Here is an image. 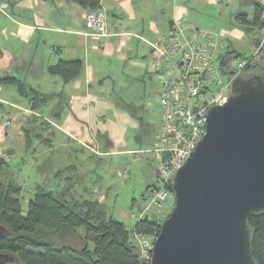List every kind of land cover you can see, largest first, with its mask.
Segmentation results:
<instances>
[{"label":"crops","instance_id":"crops-1","mask_svg":"<svg viewBox=\"0 0 264 264\" xmlns=\"http://www.w3.org/2000/svg\"><path fill=\"white\" fill-rule=\"evenodd\" d=\"M257 3L264 7V0H102L108 34L97 36L86 21L88 9L78 2L0 0V76H15L47 96L34 108L15 85L0 84V157L7 164L22 158L25 165L26 155L40 162L43 153L44 162L53 164L57 149L65 152L63 146L73 145L83 152V170H91L94 165L112 168L126 155L138 161L152 153L163 116L159 111V122L151 123L148 96L133 99L130 93L132 74L145 80L154 74L160 81L152 42L184 18L190 32L216 35L220 53L232 46L250 56L251 46L264 42V29L242 23L239 15L251 21ZM211 19L221 24L220 30L210 26ZM61 58L82 60L74 79L49 73L48 67ZM103 195L96 196L102 203ZM140 210L136 222L148 215L147 205ZM135 224L126 226L133 231Z\"/></svg>","mask_w":264,"mask_h":264},{"label":"water","instance_id":"water-1","mask_svg":"<svg viewBox=\"0 0 264 264\" xmlns=\"http://www.w3.org/2000/svg\"><path fill=\"white\" fill-rule=\"evenodd\" d=\"M174 206L142 264H258L251 215L264 210V77L237 76L176 171ZM8 227L0 223V237ZM16 257L0 253V264Z\"/></svg>","mask_w":264,"mask_h":264},{"label":"trees","instance_id":"trees-1","mask_svg":"<svg viewBox=\"0 0 264 264\" xmlns=\"http://www.w3.org/2000/svg\"><path fill=\"white\" fill-rule=\"evenodd\" d=\"M69 1L78 2L88 12L100 8L102 3V0ZM263 15L264 7L257 3L251 21L245 13L239 17L244 24L264 29ZM260 42L258 40L259 45ZM261 46L264 50V42ZM241 57L251 58V55H244L232 46L225 47L219 54L223 72L229 77L233 76L234 72L228 71L226 66L232 58ZM82 67L80 59L61 58L50 65L48 71L70 81L80 73ZM257 68L256 72L264 77V67L256 61L248 64L238 76L248 78L251 76L250 71ZM0 84L15 85L20 94L30 97L34 108L47 97L15 76H0ZM7 167L6 160L0 157V223L8 227V233L0 237V253H10L22 264H142L144 259L140 256L138 246L131 240L132 232L157 236L161 230L163 220L145 215L136 222L132 231L125 222L108 215L100 200L68 199L65 191L56 193L48 189L47 185L39 183L34 188L25 212L22 186L13 181L1 180ZM172 183L173 180L167 187L173 195ZM155 185H150L147 192ZM248 224L252 231L253 256L258 264H264V210L251 215Z\"/></svg>","mask_w":264,"mask_h":264},{"label":"built area","instance_id":"built-area-1","mask_svg":"<svg viewBox=\"0 0 264 264\" xmlns=\"http://www.w3.org/2000/svg\"><path fill=\"white\" fill-rule=\"evenodd\" d=\"M85 18L95 35L108 34L101 8L87 12ZM261 45L251 58H232L226 66L234 72L229 77L221 69L222 44L217 36L201 30L190 32L184 18L176 19L167 33L152 42L154 66L161 82L163 124L151 149L160 162L158 185L148 190L151 204L168 207L171 192L167 184L203 138L209 109L228 100L234 78L255 61ZM143 237L140 256L150 259L156 236Z\"/></svg>","mask_w":264,"mask_h":264},{"label":"rangeland","instance_id":"rangeland-1","mask_svg":"<svg viewBox=\"0 0 264 264\" xmlns=\"http://www.w3.org/2000/svg\"><path fill=\"white\" fill-rule=\"evenodd\" d=\"M210 23V26L215 27V30L221 29L219 22L211 19ZM263 32L262 30L261 35L264 34ZM249 34V36H253L254 38L257 37L256 34L255 36L254 34ZM251 47H254L253 50L250 48L252 50L251 56H253L260 46L254 43V46ZM251 50L247 51L248 55ZM255 61L264 67L263 49L258 51ZM256 71H258V68L250 71V74H258ZM130 76L134 79L132 81V84H134L132 88L134 93L130 90V93H132L131 97L134 99L138 95L143 97L148 96L150 106L147 107L148 116L146 118L151 123L157 124L162 117L159 112L158 96V90L161 86L160 81H158L154 74L150 76H153L152 80L148 79L149 75L146 80L142 79V76L138 74H132ZM65 146H63L64 149L61 147L65 152L61 149L56 150V161L53 164H51L50 160L47 161L48 163L44 162L47 154L40 153L38 156L40 162L34 161L32 154H28L25 157V165L22 162V158L15 157L11 159L7 169L1 175V180L7 182L13 181L22 186V202L25 212L28 210V201L33 195L34 188L39 183L47 185L48 189L54 190L56 193L65 191L68 199H99L96 196L104 194L105 196H103L106 198L103 205L107 213L114 218L125 221L128 227H132L135 224L136 218L141 213L140 209L146 205L148 208L146 214L150 217H155V219L160 221L168 217L174 206V195L169 194L168 207L165 208L151 204L148 196V187L154 183L158 185V169L160 167V162L154 158L152 153L140 155L138 161L135 160V155H126L120 161V164L116 163L112 168L106 165L109 169L103 165L99 167L94 165L91 170H83V152L77 146ZM37 148L40 152L44 150L40 143L37 144ZM147 154L149 156H146ZM107 158L108 161L112 159V157ZM42 160L43 162H41ZM123 212L128 213L131 217L124 216ZM131 236L132 242L138 246L141 255L143 235L132 234ZM92 246L93 244L91 243ZM8 264L22 263L15 259Z\"/></svg>","mask_w":264,"mask_h":264},{"label":"flooded vegetation","instance_id":"flooded-vegetation-1","mask_svg":"<svg viewBox=\"0 0 264 264\" xmlns=\"http://www.w3.org/2000/svg\"><path fill=\"white\" fill-rule=\"evenodd\" d=\"M257 75L262 76L261 74H257V73L255 74V73H254V74H252L250 77L257 76ZM231 91H232V87H231Z\"/></svg>","mask_w":264,"mask_h":264}]
</instances>
